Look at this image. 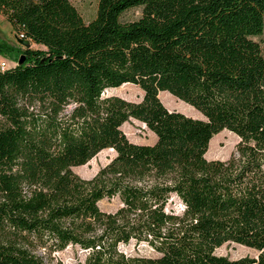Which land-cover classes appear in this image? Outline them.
<instances>
[{
	"label": "trees",
	"instance_id": "1",
	"mask_svg": "<svg viewBox=\"0 0 264 264\" xmlns=\"http://www.w3.org/2000/svg\"><path fill=\"white\" fill-rule=\"evenodd\" d=\"M0 14L43 47L0 43L15 62L0 69V264H61L70 245L83 264H264V0H98L89 22L71 0H0ZM127 83L140 102L103 97ZM130 119L155 143L131 142ZM223 130L236 151L207 159ZM105 149L116 155L92 178L73 171ZM115 196L116 211L99 207ZM132 242L156 255L120 249ZM230 242L258 254L215 253Z\"/></svg>",
	"mask_w": 264,
	"mask_h": 264
},
{
	"label": "rangeland",
	"instance_id": "2",
	"mask_svg": "<svg viewBox=\"0 0 264 264\" xmlns=\"http://www.w3.org/2000/svg\"><path fill=\"white\" fill-rule=\"evenodd\" d=\"M71 2L75 5L86 22L91 21L95 17L98 0H71ZM140 16L141 7H134L125 11L121 18L123 21H132L138 19ZM253 39L260 44L264 55V30L260 36L253 37ZM3 42L22 46L17 42V38L12 30L11 24L0 14V43ZM31 47L38 48L34 44H32ZM2 56L6 60L1 61L0 64L2 62H6L7 65L11 66L15 64L14 53H8ZM113 95L120 96L128 101L140 102L143 99L144 93L137 85L127 83V86H124L123 88L113 87L106 89L103 93V97ZM159 97L162 103L169 110H175L194 118H203L200 111L190 104L176 98L168 91H162L159 94ZM122 130L128 139L134 143L153 144L156 141L155 134L150 131L145 124L135 119H130L128 122H125L122 126ZM211 140H213V142L211 145L209 144L210 146L206 153V158L209 160L229 159L236 151L237 144L240 141L237 135L228 130H223L222 132L216 134ZM115 155V151H110L108 149L102 150L87 164L74 167L73 171L82 178L90 179L99 171L100 168L107 165L115 157ZM98 205L103 211L114 212L121 206V201L118 196H115L100 200ZM167 210L181 213L183 211V205L176 196H172L168 202ZM120 249L128 254H142L148 256L156 255V253L144 243L137 244L132 242L129 245H120ZM215 253L217 255L228 256L232 259H238L247 255L256 256L258 254L255 249L231 242L225 243L221 247L217 248ZM54 257V261L60 262L61 264H83L85 252L77 246L70 245L66 249L56 252Z\"/></svg>",
	"mask_w": 264,
	"mask_h": 264
},
{
	"label": "water",
	"instance_id": "3",
	"mask_svg": "<svg viewBox=\"0 0 264 264\" xmlns=\"http://www.w3.org/2000/svg\"><path fill=\"white\" fill-rule=\"evenodd\" d=\"M16 38H17V42L19 44H21L23 47H25V48H30L31 47V41L30 40H28V39H22V38H20L18 36H16ZM23 62H24V55H21L19 57L18 64H22Z\"/></svg>",
	"mask_w": 264,
	"mask_h": 264
},
{
	"label": "built area",
	"instance_id": "4",
	"mask_svg": "<svg viewBox=\"0 0 264 264\" xmlns=\"http://www.w3.org/2000/svg\"><path fill=\"white\" fill-rule=\"evenodd\" d=\"M18 37L22 38V39H25L23 35H19ZM10 67V65H7L6 62H2L0 64V69L4 70L6 68Z\"/></svg>",
	"mask_w": 264,
	"mask_h": 264
},
{
	"label": "crops",
	"instance_id": "5",
	"mask_svg": "<svg viewBox=\"0 0 264 264\" xmlns=\"http://www.w3.org/2000/svg\"><path fill=\"white\" fill-rule=\"evenodd\" d=\"M32 44H34V43H32ZM32 44H31V45H32ZM34 45H36V44H34ZM36 46H37L38 48H42V46H40V45H36ZM3 60L5 61L6 59H5L2 55H0V62L3 61ZM10 66H11V65H10ZM160 93H161V92H160Z\"/></svg>",
	"mask_w": 264,
	"mask_h": 264
},
{
	"label": "bare ground",
	"instance_id": "6",
	"mask_svg": "<svg viewBox=\"0 0 264 264\" xmlns=\"http://www.w3.org/2000/svg\"><path fill=\"white\" fill-rule=\"evenodd\" d=\"M124 86H127V84H123V85L120 86L119 88H123ZM212 142H213V140L210 141V145H211ZM210 145H209V146H210ZM108 150H110V151H114L113 149H108Z\"/></svg>",
	"mask_w": 264,
	"mask_h": 264
}]
</instances>
